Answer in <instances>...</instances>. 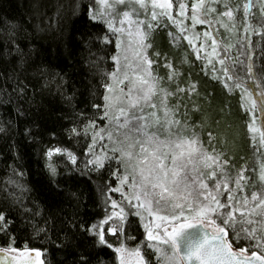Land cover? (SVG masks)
<instances>
[{"label": "trees", "instance_id": "1", "mask_svg": "<svg viewBox=\"0 0 264 264\" xmlns=\"http://www.w3.org/2000/svg\"><path fill=\"white\" fill-rule=\"evenodd\" d=\"M172 2L174 19L183 20L187 29L184 35H200L197 46L204 43L206 51H212L211 40L206 41L203 35L206 31L221 48L232 46L228 50L229 63L236 62L248 91L259 101L264 82H253L244 71L249 57L258 73L264 65V13L259 0H228L232 21L219 15L226 11L225 0H205L206 7L216 8L217 12L207 16L210 23L196 24L195 28L191 16L197 0ZM181 2L187 5L186 18L179 16ZM246 3L251 5L247 14ZM97 6L96 0H0V214L5 216L0 222V247L39 251L42 264H82V259L87 264H118L115 248L121 242L139 245L145 253L144 227L134 215L124 221L123 232H108L110 225H119L117 219L104 225L105 240L112 248L98 244V237L79 227L99 225L113 210L111 200L128 211L120 194L108 191L109 186L118 184L111 174L116 170L115 162H106L99 172L89 171L91 165L84 167L91 158L87 152L92 143L91 131L85 134L84 129L88 119L100 115L92 105L102 102L106 73L115 67L112 56L116 54V36L103 21L89 18ZM220 19L231 31L217 23ZM159 23L149 40L154 73L164 77V86L175 91L177 81H167V57L182 73L179 87L197 85L194 93H179L170 99V106L179 104L177 118L195 126L209 152L215 147L225 153L233 176L244 167L245 175L255 181L264 147L260 146L259 132H249L248 125L264 130V113L259 107L250 111L247 98L241 100L240 89L229 92L213 79L211 66L205 71V50L200 53L202 59H196L187 40L181 38L178 45L173 44L168 33L178 34L175 24L166 18H160ZM9 32L15 33L11 39ZM105 36L108 43L104 42ZM16 45L25 53L23 67ZM157 51L159 57L154 55ZM185 56L188 63L183 62ZM213 62L219 70L216 58ZM39 68L47 71L42 75ZM19 82L26 87L23 96L13 91ZM209 132L215 137L211 144ZM57 148L62 151L55 152ZM99 148L97 144L95 151ZM49 150H53L50 157ZM68 152L76 156V164L68 158ZM49 165L56 169L55 175ZM248 191L250 194L251 189ZM254 244L244 240L237 246L251 248ZM151 259L155 263L157 257L152 255Z\"/></svg>", "mask_w": 264, "mask_h": 264}, {"label": "snow or ice", "instance_id": "2", "mask_svg": "<svg viewBox=\"0 0 264 264\" xmlns=\"http://www.w3.org/2000/svg\"><path fill=\"white\" fill-rule=\"evenodd\" d=\"M212 2L219 3V0ZM259 2L264 13V0ZM96 3L98 6L90 12L89 18L103 21L116 36V54L112 56L115 67L106 73L107 80L103 83L102 102L92 105L100 115L88 119L84 129L85 134L91 131L92 141L87 152L91 158L86 160L84 167L88 169L91 165L89 171L99 172L105 168L106 162L114 161L116 170L111 174L118 184L109 186L108 191L119 193L128 211L116 200H111V215H107L99 225L85 227L81 224L80 229L98 237V244L112 248L105 240L104 225L113 218L118 219L119 225L108 229V232L116 234L124 231V221L129 215L139 217L146 233L145 253L142 254L139 245L129 249L121 242L115 248L119 264H153L152 255L157 257L155 264H264V159L259 162L255 181L245 175L244 167L233 176L229 171V161L224 159L225 153L218 152L215 147L209 152L195 126L177 118L179 104L170 106V99L179 93H194L197 85L190 83L187 88L179 87L182 73L167 61V57L164 65L169 70L167 81L169 84L177 81L175 91L165 87L164 77L154 73L155 61L148 54L153 45L149 40L160 27V18L176 25L178 34L168 33L173 44L178 45L181 38L187 40L196 59H202L200 53L205 50V71L211 66L212 78L221 82L229 92L240 89L241 100L247 98L250 111L255 112L259 107L264 113V90L259 94V101L248 91L247 82L240 75L236 62L229 63L231 45L221 48L212 33L206 31L203 35L206 41L211 40L212 48L208 53L204 43L196 45L200 38L198 33L184 35L187 29L183 20L174 19L172 0H96ZM121 6H126L122 13L118 11ZM224 7L226 11L219 15L229 21L234 20L228 0H225ZM250 7L248 3L244 5L246 14ZM186 8L183 2L179 4L180 17L186 18ZM192 11V27L195 28L196 24L210 23L207 16L217 9L206 7L205 0H197ZM142 14L144 19H140ZM217 23L231 31L223 19ZM14 35V32H9L10 39ZM103 39L105 43L109 42L107 36ZM11 42L15 45V40ZM15 50L20 53V67H23L25 53L18 45ZM154 55L159 57L161 54L157 51ZM213 58L219 63V70L215 68ZM183 62L188 63L186 56ZM38 71L43 75L47 69L39 68ZM244 71L253 82H264V65L258 73L250 57ZM12 78L10 75L9 79ZM13 91L23 96L26 87L19 82ZM248 130L259 132L260 146L264 147V130L255 128L253 124L248 125ZM71 131L76 132V129ZM208 136L211 144L215 137L211 132ZM97 144L100 145L99 153L95 151ZM54 151L60 153L62 150L57 148ZM52 154L53 150L47 153L49 157ZM67 155L73 164L77 163L72 152ZM49 167L55 175L56 169ZM117 208L119 211H115ZM3 221L5 216L0 214V222ZM244 240L255 241V244L251 248L237 246ZM148 249H154V253ZM8 251L18 250L11 248ZM35 255L39 257L41 253L36 251ZM145 255H148V260ZM82 264L87 262L82 259Z\"/></svg>", "mask_w": 264, "mask_h": 264}, {"label": "water", "instance_id": "3", "mask_svg": "<svg viewBox=\"0 0 264 264\" xmlns=\"http://www.w3.org/2000/svg\"><path fill=\"white\" fill-rule=\"evenodd\" d=\"M27 261H31L33 264H40L39 259L34 252H30L24 257H20L19 255L10 253L6 250H0V264H25Z\"/></svg>", "mask_w": 264, "mask_h": 264}, {"label": "rangeland", "instance_id": "4", "mask_svg": "<svg viewBox=\"0 0 264 264\" xmlns=\"http://www.w3.org/2000/svg\"><path fill=\"white\" fill-rule=\"evenodd\" d=\"M124 10H126V8H119L118 9V11L119 12H123ZM140 19H144V17H142V16H140ZM118 20H119V17L117 18V26H119V24H118ZM148 54H149V50H148ZM149 57H150V55H149ZM151 58V57H150ZM152 59V58H151ZM100 149V148H99ZM97 153H99L100 151L99 150H97L96 151ZM125 191H127V188H125ZM115 211H119V209L117 208ZM113 212V210L110 212V214L109 215H111V213ZM105 219V218H104ZM116 218H113V220H115ZM118 220V219H117ZM114 225H110L109 226V228H111V227H113ZM108 228V229H109ZM145 237H146V233H145ZM146 241V240H145ZM145 244V243H144ZM129 249H133V248H136L137 247V245H132V246H127ZM0 249H2V250H6V251H8V249H4V248H1L0 247ZM18 251H16V252H11V251H8V252H10V253H13V254H16V255H19L20 257H24L26 254H28V250H26V249H17ZM154 250V249H153ZM141 252H142V254H144V251L141 249ZM21 253H24V255H21ZM145 259L146 260H148V257L147 256H145ZM117 260H118V258H117ZM39 263L40 264H42V262H41V260L39 259ZM118 264H119V260H118ZM153 264H155V263H153Z\"/></svg>", "mask_w": 264, "mask_h": 264}]
</instances>
